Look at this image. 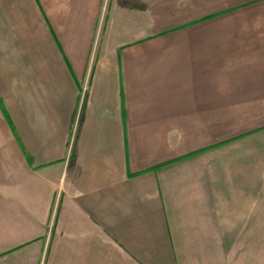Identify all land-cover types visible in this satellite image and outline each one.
I'll list each match as a JSON object with an SVG mask.
<instances>
[{"label":"crops","instance_id":"crops-1","mask_svg":"<svg viewBox=\"0 0 264 264\" xmlns=\"http://www.w3.org/2000/svg\"><path fill=\"white\" fill-rule=\"evenodd\" d=\"M262 127L264 0H0V264H260Z\"/></svg>","mask_w":264,"mask_h":264},{"label":"rangeland","instance_id":"rangeland-1","mask_svg":"<svg viewBox=\"0 0 264 264\" xmlns=\"http://www.w3.org/2000/svg\"><path fill=\"white\" fill-rule=\"evenodd\" d=\"M228 152L242 155L243 162L242 165L238 162V168L248 170L250 204H259V217L264 221V127L242 136ZM234 166H236V162H234ZM249 244L248 260L250 263L264 264L263 255L257 256L255 252L258 247L257 243L254 244L250 241Z\"/></svg>","mask_w":264,"mask_h":264},{"label":"trees","instance_id":"trees-1","mask_svg":"<svg viewBox=\"0 0 264 264\" xmlns=\"http://www.w3.org/2000/svg\"><path fill=\"white\" fill-rule=\"evenodd\" d=\"M250 132H253V130H251V131H247L246 133H243V134H241V135L234 136V137H232V138H230V139H226V140H224V141H220V142L217 143V145L222 144V143H225V142H228V141H230V140H235V139H237V138H241L242 136H244V135H246L247 133H250Z\"/></svg>","mask_w":264,"mask_h":264}]
</instances>
